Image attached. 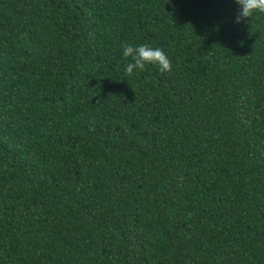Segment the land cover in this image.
I'll list each match as a JSON object with an SVG mask.
<instances>
[{
  "label": "trees",
  "instance_id": "1",
  "mask_svg": "<svg viewBox=\"0 0 264 264\" xmlns=\"http://www.w3.org/2000/svg\"><path fill=\"white\" fill-rule=\"evenodd\" d=\"M235 0H0V264H264V14ZM129 44L161 48L126 75Z\"/></svg>",
  "mask_w": 264,
  "mask_h": 264
},
{
  "label": "clouds",
  "instance_id": "2",
  "mask_svg": "<svg viewBox=\"0 0 264 264\" xmlns=\"http://www.w3.org/2000/svg\"><path fill=\"white\" fill-rule=\"evenodd\" d=\"M240 6V10L236 16V22L249 19L253 13L264 14V0H235ZM123 57L131 58L130 63L125 68L126 75L131 76L134 70L143 71L146 65H153L158 68L161 73L171 72L172 64L164 51L159 48H153L148 44L133 46L126 44L123 46Z\"/></svg>",
  "mask_w": 264,
  "mask_h": 264
}]
</instances>
